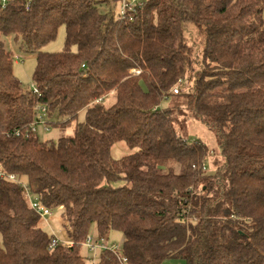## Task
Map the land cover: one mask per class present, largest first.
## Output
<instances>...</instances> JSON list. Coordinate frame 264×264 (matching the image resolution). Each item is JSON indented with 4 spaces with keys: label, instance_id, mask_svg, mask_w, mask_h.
<instances>
[{
    "label": "trees",
    "instance_id": "1",
    "mask_svg": "<svg viewBox=\"0 0 264 264\" xmlns=\"http://www.w3.org/2000/svg\"><path fill=\"white\" fill-rule=\"evenodd\" d=\"M108 8L109 0H0V264H86L94 224L104 243L123 234L97 264H264V0ZM61 26L64 50L41 51ZM8 35L36 54L32 89L14 74ZM39 112L48 129L54 116L63 131L85 119L47 142ZM178 118L215 134L214 172L208 147L180 135ZM120 142L136 151L115 159ZM10 175L46 207L63 208L72 245L51 246Z\"/></svg>",
    "mask_w": 264,
    "mask_h": 264
},
{
    "label": "rangeland",
    "instance_id": "2",
    "mask_svg": "<svg viewBox=\"0 0 264 264\" xmlns=\"http://www.w3.org/2000/svg\"><path fill=\"white\" fill-rule=\"evenodd\" d=\"M139 1H148V0H139ZM122 0H109V8L107 11L111 14L118 15L121 12L122 8ZM194 26L192 30H196ZM194 32V31H193ZM197 32V31H196ZM196 34V33H195ZM193 43L196 41L197 37L192 34ZM65 39H66V30L64 26L59 28L57 37L54 41L48 43L44 47H42L41 51L43 52H61L65 48ZM191 39V38H190ZM199 39V38H198ZM4 42V46L7 51H9L14 58V74L21 81L23 87L25 89L33 88V73L36 67V54L28 53L23 48V43L20 38H16L15 35H8L2 38ZM73 51L76 50V47L72 48ZM198 48V52H199ZM192 83V76L188 75L185 82L183 83L182 90L184 92H188ZM116 98L115 94L112 93L103 99L102 103L105 106H111L115 103ZM173 101V100H172ZM172 101H168L162 105V107H168L172 105ZM39 116H41V124L37 126V133L41 140L47 142L57 143L59 138L62 135H71L74 130V126L77 122H82L85 119V113H81L78 117V120L73 123V126L69 127L66 131L58 127L51 126L52 122H63L64 119H59V117L54 116L51 120H48L50 123L49 129L46 127V118L45 115L39 112ZM176 129L178 133L184 136L187 139H198L203 142L208 147V157L206 159L207 171L208 173H212L215 171L217 163L222 160L220 149L216 142L215 134L210 131L203 123L195 120H182L178 118L176 120ZM136 149L130 148L126 143L120 142L116 143L112 149V156L115 159H120L125 155H129L134 153ZM176 171L179 170L177 165L173 166ZM2 171V166L0 165V172ZM53 215L48 220L41 219L40 227L44 229L49 235L56 236L57 239L61 243H65L68 241V237L66 234L65 224L66 219L64 216L63 208L53 209ZM89 235L93 237L94 240H99L98 231L96 225L94 224L89 232ZM123 242V234L118 231H112L105 240V244L112 246L116 245L118 247L121 246ZM82 255L86 259V264H97L98 258L101 253V249H95L93 251L89 250L86 246H83L81 249ZM162 264H187L186 260L177 258V259H167Z\"/></svg>",
    "mask_w": 264,
    "mask_h": 264
},
{
    "label": "built area",
    "instance_id": "3",
    "mask_svg": "<svg viewBox=\"0 0 264 264\" xmlns=\"http://www.w3.org/2000/svg\"><path fill=\"white\" fill-rule=\"evenodd\" d=\"M122 8H121V14L123 15L124 12L126 10H134V8L140 4L139 0H122ZM136 74H139V71H133ZM174 93H178V90L175 89ZM39 110H41L42 112H45L46 109L44 107H39ZM6 177V175L1 171L0 172V178H4ZM8 178L12 181H16L18 182L24 189V197L27 200V203L29 205V207L36 212L37 215L40 216L41 219L44 220H48L49 218L52 217L53 215V209L46 207L45 205H43L37 198H35L28 186L27 183L18 181L17 178L14 175H10L8 176ZM59 244H64V245H72L73 243L68 239L67 242L65 243H61L56 236H53L52 242H51V246L52 247H56ZM84 245L91 251L95 250V249H109V250H116L117 246L116 245H106L102 240H94L93 237H91L90 235L87 237L86 242L84 243ZM122 264H125L126 259L121 257L120 258Z\"/></svg>",
    "mask_w": 264,
    "mask_h": 264
},
{
    "label": "crops",
    "instance_id": "4",
    "mask_svg": "<svg viewBox=\"0 0 264 264\" xmlns=\"http://www.w3.org/2000/svg\"><path fill=\"white\" fill-rule=\"evenodd\" d=\"M73 126V125H72Z\"/></svg>",
    "mask_w": 264,
    "mask_h": 264
}]
</instances>
